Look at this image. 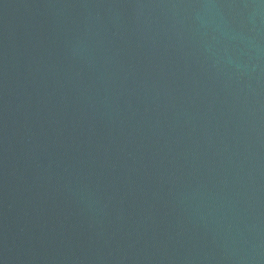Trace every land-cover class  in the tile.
I'll list each match as a JSON object with an SVG mask.
<instances>
[{
    "label": "water",
    "instance_id": "obj_1",
    "mask_svg": "<svg viewBox=\"0 0 264 264\" xmlns=\"http://www.w3.org/2000/svg\"><path fill=\"white\" fill-rule=\"evenodd\" d=\"M0 264H264V0H0Z\"/></svg>",
    "mask_w": 264,
    "mask_h": 264
}]
</instances>
